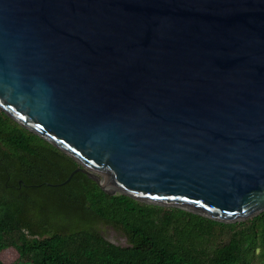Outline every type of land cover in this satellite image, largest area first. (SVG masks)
Wrapping results in <instances>:
<instances>
[{
  "label": "water",
  "instance_id": "obj_1",
  "mask_svg": "<svg viewBox=\"0 0 264 264\" xmlns=\"http://www.w3.org/2000/svg\"><path fill=\"white\" fill-rule=\"evenodd\" d=\"M0 110L107 195L264 212V0H0Z\"/></svg>",
  "mask_w": 264,
  "mask_h": 264
},
{
  "label": "trees",
  "instance_id": "obj_2",
  "mask_svg": "<svg viewBox=\"0 0 264 264\" xmlns=\"http://www.w3.org/2000/svg\"><path fill=\"white\" fill-rule=\"evenodd\" d=\"M0 110V264H264V212L224 223L110 196ZM125 244H115L108 232Z\"/></svg>",
  "mask_w": 264,
  "mask_h": 264
},
{
  "label": "rangeland",
  "instance_id": "obj_3",
  "mask_svg": "<svg viewBox=\"0 0 264 264\" xmlns=\"http://www.w3.org/2000/svg\"><path fill=\"white\" fill-rule=\"evenodd\" d=\"M108 239L112 241L115 244H125L124 238H122L120 235H118L115 232H108L107 233Z\"/></svg>",
  "mask_w": 264,
  "mask_h": 264
}]
</instances>
